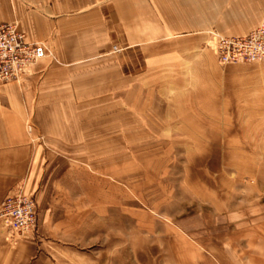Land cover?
Wrapping results in <instances>:
<instances>
[{"label": "rangeland", "instance_id": "obj_1", "mask_svg": "<svg viewBox=\"0 0 264 264\" xmlns=\"http://www.w3.org/2000/svg\"><path fill=\"white\" fill-rule=\"evenodd\" d=\"M210 36L87 114L42 177L35 264H264V60L218 63Z\"/></svg>", "mask_w": 264, "mask_h": 264}, {"label": "crops", "instance_id": "obj_2", "mask_svg": "<svg viewBox=\"0 0 264 264\" xmlns=\"http://www.w3.org/2000/svg\"><path fill=\"white\" fill-rule=\"evenodd\" d=\"M263 16L264 0H0V21L49 50L0 84V200L19 184L38 212L35 238L12 243L0 229V264H35L46 223L42 177L88 145V113L126 106L132 85L160 65L189 64L209 32L245 34Z\"/></svg>", "mask_w": 264, "mask_h": 264}, {"label": "built area", "instance_id": "obj_3", "mask_svg": "<svg viewBox=\"0 0 264 264\" xmlns=\"http://www.w3.org/2000/svg\"><path fill=\"white\" fill-rule=\"evenodd\" d=\"M207 46L218 63L257 61L264 58V16L241 35H223L211 31ZM119 48L112 44V50ZM49 54L41 41L25 40L14 21H0V84L18 80L40 58ZM31 124L27 123V130ZM37 208L33 193L15 185L0 200V229L4 238L14 243L20 237L35 234Z\"/></svg>", "mask_w": 264, "mask_h": 264}]
</instances>
